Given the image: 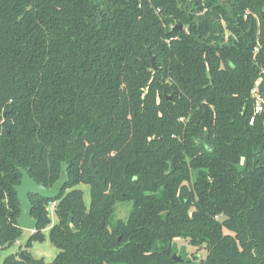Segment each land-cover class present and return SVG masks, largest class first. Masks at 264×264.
Instances as JSON below:
<instances>
[{
    "label": "trees",
    "instance_id": "trees-1",
    "mask_svg": "<svg viewBox=\"0 0 264 264\" xmlns=\"http://www.w3.org/2000/svg\"><path fill=\"white\" fill-rule=\"evenodd\" d=\"M260 80L264 0H0V251L23 232L20 169L69 176L29 195L36 229L1 264H177L178 237L205 248L196 264H264ZM50 204L45 263L27 248Z\"/></svg>",
    "mask_w": 264,
    "mask_h": 264
},
{
    "label": "rangeland",
    "instance_id": "rangeland-1",
    "mask_svg": "<svg viewBox=\"0 0 264 264\" xmlns=\"http://www.w3.org/2000/svg\"><path fill=\"white\" fill-rule=\"evenodd\" d=\"M75 188L80 189L83 193V201L86 207H88L90 202V191L88 185L79 184ZM131 210V204L126 202L117 203L114 211V219L126 220ZM48 217L50 224L44 228L41 232L44 236L43 241L32 242L30 247L27 248V252L34 259H41L46 263L51 262L57 255L58 249L51 243L49 239V229L56 223V216L54 213V205L50 204L47 207ZM24 231L23 235L20 237L19 242L22 243V246L26 242L29 233L31 235L32 231ZM18 241V240H17ZM15 245L13 244L10 247H7L0 251V264L9 251L14 252ZM42 250H49V255L43 254ZM171 250L172 254L180 257L182 262H177V264H196L200 260L206 257V250L204 247H194L192 246L187 239L184 238H174L171 241Z\"/></svg>",
    "mask_w": 264,
    "mask_h": 264
},
{
    "label": "water",
    "instance_id": "water-1",
    "mask_svg": "<svg viewBox=\"0 0 264 264\" xmlns=\"http://www.w3.org/2000/svg\"><path fill=\"white\" fill-rule=\"evenodd\" d=\"M179 28L182 30V25L178 24L174 29ZM150 63L153 70H157L155 65L154 57L150 56ZM257 90L264 98V80H260L257 85ZM169 99V98H168ZM90 177L100 187L102 192L107 191L105 181L101 180L97 175L96 170L92 165V161H89ZM22 175L21 182L15 187L17 199L20 203L19 210L20 214L16 219L17 226L26 231H34L37 226V222L31 217L32 204L29 200V195L39 196L43 199L55 200L60 196L63 187L68 183L69 176L66 172V168H62L58 179L53 183L51 187H45L43 184H38L28 175V170L20 169ZM23 257V255H21ZM171 260L175 262H182V259L175 254L171 255Z\"/></svg>",
    "mask_w": 264,
    "mask_h": 264
},
{
    "label": "built area",
    "instance_id": "built-area-1",
    "mask_svg": "<svg viewBox=\"0 0 264 264\" xmlns=\"http://www.w3.org/2000/svg\"><path fill=\"white\" fill-rule=\"evenodd\" d=\"M258 83L256 84L255 88L251 91V94L255 97V105L253 108V115L249 119V124L253 123L254 117L256 115L264 112V98L261 96V94L257 90ZM52 205H54V204H52Z\"/></svg>",
    "mask_w": 264,
    "mask_h": 264
},
{
    "label": "crops",
    "instance_id": "crops-1",
    "mask_svg": "<svg viewBox=\"0 0 264 264\" xmlns=\"http://www.w3.org/2000/svg\"><path fill=\"white\" fill-rule=\"evenodd\" d=\"M24 231H26V230H23L21 236L23 235ZM28 232H29V231H28ZM28 232H27V233H28ZM30 232H31V231H30ZM28 235L30 236L29 233L27 234V236H28ZM21 236H20V237H21ZM29 236H28V237H29ZM20 237H19V239H20ZM19 239H18V241H16L15 244H14V245H15L14 252L9 251V252H8V255H9V254H14L15 252H17V251L19 250L20 246H22V243L19 242ZM41 252H42L43 254L49 255V252H50V251H49V250H42ZM6 256H7V255H6ZM6 256H5V257H6ZM5 257H4V258H5ZM2 261H3V260H2ZM45 263H46V262H45ZM49 263H50V262H49Z\"/></svg>",
    "mask_w": 264,
    "mask_h": 264
}]
</instances>
